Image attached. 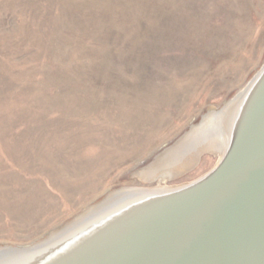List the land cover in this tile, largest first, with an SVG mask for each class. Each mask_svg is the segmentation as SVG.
Wrapping results in <instances>:
<instances>
[{
    "label": "rangeland",
    "instance_id": "obj_1",
    "mask_svg": "<svg viewBox=\"0 0 264 264\" xmlns=\"http://www.w3.org/2000/svg\"><path fill=\"white\" fill-rule=\"evenodd\" d=\"M263 67L264 0H0V246L207 175Z\"/></svg>",
    "mask_w": 264,
    "mask_h": 264
},
{
    "label": "water",
    "instance_id": "obj_2",
    "mask_svg": "<svg viewBox=\"0 0 264 264\" xmlns=\"http://www.w3.org/2000/svg\"><path fill=\"white\" fill-rule=\"evenodd\" d=\"M235 99L239 102V110L227 153L207 175L173 191L154 190L145 193L139 192L140 188H133L139 193L123 192L121 197L118 196L119 200L115 199L102 209L110 206L108 212L101 215V221L104 222L99 228H90L92 222L82 226L87 220L86 217L76 223H73L74 219L59 229L60 233L52 240H48V237L38 244L23 248L0 246V249L5 250L2 252H6L0 253V264L28 263L24 261L32 259L34 260L31 264H51L55 261L71 264L74 253L79 252L78 249L87 254L88 250L103 241L106 235L121 229L125 237L130 238L131 243L126 246L125 253H120L119 263L123 264L126 260L124 264H139L136 259L143 258L145 252L150 255V252L154 251V238L164 236L170 226L197 212L208 197L210 198L206 203L210 200L216 201L215 227L226 226L229 229L233 226L232 223L238 224L237 219L242 216L244 210L250 211L247 214L249 216L254 215V210L264 215V67L243 92H238ZM134 196L132 200H127ZM107 197L94 206H99L102 202L106 204L104 201ZM128 202H133L134 206L127 208ZM114 203L118 205L112 207ZM70 223L72 226H69ZM71 232H75V235L72 233L69 236ZM60 236L62 237L56 240ZM66 246H70V250L65 253L63 249L67 248ZM133 253L140 255L133 256L134 260H129ZM52 258L58 260L50 261Z\"/></svg>",
    "mask_w": 264,
    "mask_h": 264
},
{
    "label": "bare ground",
    "instance_id": "obj_3",
    "mask_svg": "<svg viewBox=\"0 0 264 264\" xmlns=\"http://www.w3.org/2000/svg\"><path fill=\"white\" fill-rule=\"evenodd\" d=\"M218 111H220V109H211L207 116H214L216 115L215 113H218ZM182 163L183 164H176L175 166H172V169H176L177 166L182 169L184 166L187 167V165H184L185 162L182 161ZM156 170L154 172H156ZM182 187L184 188L186 185L174 188H165L164 191H173L176 189H182ZM128 191L137 190L121 189L112 192L104 201L106 204H103L102 202L99 206L97 205L96 207H92L77 217L73 223L79 222L81 219L86 217L87 220L84 224H82V226H87L92 222L91 224L93 225H90V228H99V226L104 222L101 221V215H105L110 207L109 206L107 209L102 210L105 208V205L110 204V202L115 201V199L119 200L118 195ZM209 198L210 197H208L204 203L200 205V207L196 210L197 212L191 214L182 221L175 223L173 226H170V229L164 236H157L154 238V241L152 242V250L154 251L152 253L150 252V255L145 252L143 254V258L141 257L135 261L139 264H264V215L262 212L258 213V210H254L252 211L254 215L249 216L247 214L250 213V211L246 212V210H244L241 213L242 216L237 219L238 224L232 223L233 226H230L229 229H227L226 226L215 227L216 223L214 222V211L216 210L214 209L216 201L213 202L210 200L209 203H206ZM116 203H114L112 207L118 205ZM126 205L127 208L129 206H134L133 202ZM100 210H102V212ZM260 215L263 216L260 218ZM70 224L71 225L69 226H72V223ZM60 231L52 233L48 240L56 238V235L59 234ZM72 233L75 235V232H71L68 235L71 236ZM61 237L62 236L56 240H59ZM124 237L125 235L124 232H122V229L117 230L114 231V233L106 235L104 240L94 245L90 250H88L89 252L87 254L81 252L82 249H78L81 253L79 255V252L77 254L74 253L71 264H121L119 263L120 253L121 255L125 253V249H127L126 246H129L131 243L129 237L126 236L125 240ZM43 243H41V245ZM63 250L65 253L69 252L70 246ZM2 251L5 250L0 249L1 254L6 253ZM134 254L135 253L131 254L132 257H130L129 260H134L135 258H133V256L137 257V255H140ZM55 258L50 259V261ZM31 261L24 262L31 264ZM125 262L126 260H124V263ZM51 264H60V261H55Z\"/></svg>",
    "mask_w": 264,
    "mask_h": 264
}]
</instances>
